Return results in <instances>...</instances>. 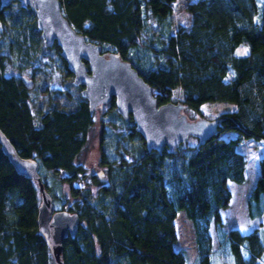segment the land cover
<instances>
[{
    "label": "trees",
    "instance_id": "16d2710c",
    "mask_svg": "<svg viewBox=\"0 0 264 264\" xmlns=\"http://www.w3.org/2000/svg\"><path fill=\"white\" fill-rule=\"evenodd\" d=\"M70 1L60 0L74 29L129 61L159 104L172 102L179 89L181 103L194 112L216 101L235 109L218 116L217 132L204 144L161 152L148 151L133 121L115 110L109 125L121 122L127 131L105 136L101 163L109 169L108 184L95 195L76 193L74 204L56 205L79 216L76 235L63 241L62 264H187L186 253L174 249L180 210L193 226L196 264H213L210 225L222 224L221 209L232 197L228 181L245 179L237 145L264 141V4L259 13L257 0L191 1L188 24L173 30L175 0H78L67 7ZM34 16L18 2L0 8L6 32L0 38V129L20 156L38 162L45 188L61 171L59 184L70 186L85 171L76 158L93 123L87 101L34 113L21 77L7 74L11 65L22 68L39 57L38 45L30 44L39 43ZM241 45L248 49L243 55ZM229 132L236 136H222ZM262 169L246 199L250 218L264 216V159ZM39 205L37 184L14 170L0 146V264H56L37 227ZM220 240L233 264H262L258 229L231 228Z\"/></svg>",
    "mask_w": 264,
    "mask_h": 264
},
{
    "label": "water",
    "instance_id": "95a60500",
    "mask_svg": "<svg viewBox=\"0 0 264 264\" xmlns=\"http://www.w3.org/2000/svg\"><path fill=\"white\" fill-rule=\"evenodd\" d=\"M13 2L35 13L44 47L57 44L59 55L73 76V85L82 87L81 96L87 101L89 111L92 113L100 104L113 100L116 112L124 120L133 121L148 151L161 152L165 148L176 151L190 136L196 137L201 145L217 132L219 118L188 120L182 113V103L159 104L153 88L129 61L123 60L118 53L103 54L98 44L87 41L74 29L62 12L60 0H0V8ZM21 81L27 89L34 85L26 76H22ZM0 146L14 170L37 184L40 192L37 227L55 263L62 264V244L66 237L76 235L78 214L55 209L38 172V162L20 156L1 129ZM101 175L99 172L97 177Z\"/></svg>",
    "mask_w": 264,
    "mask_h": 264
},
{
    "label": "rangeland",
    "instance_id": "374dc122",
    "mask_svg": "<svg viewBox=\"0 0 264 264\" xmlns=\"http://www.w3.org/2000/svg\"><path fill=\"white\" fill-rule=\"evenodd\" d=\"M77 1L78 0H71L67 4V7L75 5ZM191 1L195 0H175L172 4L171 20L173 30H176L179 26L188 24L189 13L186 10V5ZM257 1L260 5V13L264 0ZM158 5L159 1L152 3L154 9ZM5 34L6 32L0 22V38L2 39ZM38 36L39 43L30 42L31 45H38L36 47L39 55L38 59L33 63L26 64L22 68L18 65H11L7 74L18 75L19 77L26 76L33 80L34 85L29 89V103L34 113L45 111L49 107L60 109L74 108L78 100L82 97V88L73 85V76L67 70L65 62L58 54V50L44 47L40 31ZM100 47L103 54L107 55L110 52L108 50H103L102 46ZM33 49L31 50L33 51ZM245 50L248 51L247 47L241 45L238 47L237 53L243 55L247 53ZM172 100L173 103H181V93L179 89L174 90ZM234 109V103L216 101L204 103L198 112L184 107L182 113L186 115L188 120H197L201 117L215 119L218 118L222 112ZM114 111L115 107L112 106L111 103H104L97 106L92 112L93 123L88 131L87 142L76 158V163L81 164L85 170L80 176V179L74 181L69 186L65 182L59 184L60 178L64 176V172L61 171L59 174L52 175V181L48 183L46 190L51 195L56 210L59 209V207L56 206L57 203L59 205L63 202L67 205L74 204V201L78 199L75 196L76 193L88 189L95 195L101 186L108 184L109 169L101 163L105 136L110 134V130L118 134H123L127 131V126L121 122L114 125L115 121H113L112 125H109L111 121L109 120L110 116ZM222 136L226 138L234 137L236 133L229 132ZM197 141L198 139L196 137L190 136L183 144L185 146H192L197 144ZM237 150L244 155L246 160L244 167L245 179L243 183L228 181V187L232 197L228 207L221 209L222 224L219 226V229L216 228L214 222L210 225V233L213 237V264H233L228 247H224L220 240V235L228 232L231 228H238L242 233L258 229L264 245V216L250 218L248 216L246 204V199L251 189L255 185L257 178L263 172L262 161L264 159V141L253 139L242 140L237 145ZM119 154L129 156L123 149L119 150ZM107 157L108 156H106V158ZM99 172H102L100 178L97 177ZM66 208L67 206L64 207L65 210ZM174 224L177 232V241L174 243V249L182 250L186 253L187 264H196L197 252L193 226L184 210L178 212ZM262 264H264V256Z\"/></svg>",
    "mask_w": 264,
    "mask_h": 264
},
{
    "label": "flooded vegetation",
    "instance_id": "af4514ba",
    "mask_svg": "<svg viewBox=\"0 0 264 264\" xmlns=\"http://www.w3.org/2000/svg\"><path fill=\"white\" fill-rule=\"evenodd\" d=\"M55 46L58 47L57 44L55 43L54 46H52L51 48H54ZM59 51H60V50H59V48H58V54H59ZM63 61H64V60H63ZM64 62H65V61H64ZM65 65H66V63H65ZM71 75H72V74H71ZM80 87H81V86H80ZM81 88H82V87H81ZM111 102H112V101H111ZM111 102H110V103H111Z\"/></svg>",
    "mask_w": 264,
    "mask_h": 264
},
{
    "label": "snow or ice",
    "instance_id": "6c2138e0",
    "mask_svg": "<svg viewBox=\"0 0 264 264\" xmlns=\"http://www.w3.org/2000/svg\"><path fill=\"white\" fill-rule=\"evenodd\" d=\"M247 50H245V52H246Z\"/></svg>",
    "mask_w": 264,
    "mask_h": 264
}]
</instances>
